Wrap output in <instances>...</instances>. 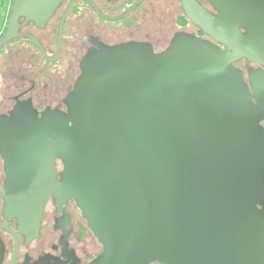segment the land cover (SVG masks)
Segmentation results:
<instances>
[{
    "label": "water",
    "instance_id": "95a60500",
    "mask_svg": "<svg viewBox=\"0 0 264 264\" xmlns=\"http://www.w3.org/2000/svg\"><path fill=\"white\" fill-rule=\"evenodd\" d=\"M59 1L12 0L0 50L19 36L20 17L41 26ZM182 1L231 51L189 37L162 53L146 45L91 50L65 99L61 127L43 142L61 159V178L4 183L9 215L29 225L27 232L38 230L49 194L72 198L101 245L90 264L189 262L224 237L231 240L217 264H264V145L256 116L264 113V72L259 84L250 75V93L232 64L243 55L264 63L252 45L264 33V0H212L217 18ZM239 25L243 37L233 31ZM14 148L22 152L16 157L31 156L19 143ZM1 227L13 233L16 252L17 234ZM167 235L178 239L179 257L163 251Z\"/></svg>",
    "mask_w": 264,
    "mask_h": 264
},
{
    "label": "flooded vegetation",
    "instance_id": "af4514ba",
    "mask_svg": "<svg viewBox=\"0 0 264 264\" xmlns=\"http://www.w3.org/2000/svg\"><path fill=\"white\" fill-rule=\"evenodd\" d=\"M191 1L212 18L220 15L212 0ZM23 20H18L19 36L0 50L5 63L3 71L0 67V264H90L100 254L101 245L72 198L49 194L35 232H27L29 225L18 224L9 215L13 201L4 198L7 179L61 178L63 163L60 158L51 157L43 142L53 141L54 131L61 127V115L67 111L65 99L81 74L85 56L102 47L127 45H146L153 52L162 53L181 37L221 51L231 48L205 31L182 0H60L43 25L32 21L23 24ZM233 31L238 37L247 33L241 25ZM252 45L264 53V33ZM232 64L241 70L251 93L250 75L257 84L261 83L258 74L264 72V63L243 55ZM250 99L253 105H260L256 98ZM256 116L264 145V113ZM16 143L31 156L16 157L15 153L13 157ZM260 176L264 182V158ZM255 208L261 209V205L256 204ZM1 225L17 234L16 252L13 233ZM208 235L215 239L214 232ZM217 239L206 255L178 264L219 263L215 259L227 249L231 239ZM177 241L170 236L163 241V251L169 249L167 255L172 259L180 255Z\"/></svg>",
    "mask_w": 264,
    "mask_h": 264
},
{
    "label": "trees",
    "instance_id": "16d2710c",
    "mask_svg": "<svg viewBox=\"0 0 264 264\" xmlns=\"http://www.w3.org/2000/svg\"><path fill=\"white\" fill-rule=\"evenodd\" d=\"M12 3V0H0V31L3 30V22L4 19L8 17L9 15V9L10 5Z\"/></svg>",
    "mask_w": 264,
    "mask_h": 264
},
{
    "label": "rangeland",
    "instance_id": "374dc122",
    "mask_svg": "<svg viewBox=\"0 0 264 264\" xmlns=\"http://www.w3.org/2000/svg\"><path fill=\"white\" fill-rule=\"evenodd\" d=\"M5 23H6V18L4 19V22H3V26L5 25ZM1 32V31H0ZM4 65H5V63H4V55L3 54H1L0 55V67H1V70L3 71L4 69ZM2 81H1V78H0V83H1ZM1 109V108H0ZM4 109H6V107H4ZM22 109V108H21ZM18 150V149H17ZM13 151H15V152H13L12 154H13V157H14V155H15V153L18 155V154H20V153H22L20 150H18V152H20V153H18V152H16V150H13ZM16 156V155H15Z\"/></svg>",
    "mask_w": 264,
    "mask_h": 264
}]
</instances>
